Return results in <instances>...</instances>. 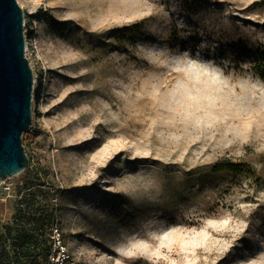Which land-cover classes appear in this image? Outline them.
I'll return each mask as SVG.
<instances>
[{
	"label": "rangeland",
	"instance_id": "1",
	"mask_svg": "<svg viewBox=\"0 0 264 264\" xmlns=\"http://www.w3.org/2000/svg\"><path fill=\"white\" fill-rule=\"evenodd\" d=\"M17 3L34 174L2 180L0 233L39 264L55 224L74 264H264V0Z\"/></svg>",
	"mask_w": 264,
	"mask_h": 264
},
{
	"label": "water",
	"instance_id": "2",
	"mask_svg": "<svg viewBox=\"0 0 264 264\" xmlns=\"http://www.w3.org/2000/svg\"><path fill=\"white\" fill-rule=\"evenodd\" d=\"M23 28L17 0H0V181L22 173L29 162L21 136L31 125L33 72Z\"/></svg>",
	"mask_w": 264,
	"mask_h": 264
},
{
	"label": "trees",
	"instance_id": "3",
	"mask_svg": "<svg viewBox=\"0 0 264 264\" xmlns=\"http://www.w3.org/2000/svg\"><path fill=\"white\" fill-rule=\"evenodd\" d=\"M250 71L259 79L264 81V47H261L256 53V58L250 66ZM215 169L219 172L225 171L231 174L245 175L255 177L252 168L247 164L221 163ZM26 179L34 174L29 168L24 171ZM35 237L34 229L28 227L6 226L4 231L0 233V264H39L29 251L30 245L33 244ZM12 246V251L6 249V244ZM23 252V255H22Z\"/></svg>",
	"mask_w": 264,
	"mask_h": 264
},
{
	"label": "built area",
	"instance_id": "4",
	"mask_svg": "<svg viewBox=\"0 0 264 264\" xmlns=\"http://www.w3.org/2000/svg\"><path fill=\"white\" fill-rule=\"evenodd\" d=\"M2 181H0V184ZM51 239L53 240V250L49 253L50 264H74L66 247L62 243L58 225L52 227Z\"/></svg>",
	"mask_w": 264,
	"mask_h": 264
}]
</instances>
